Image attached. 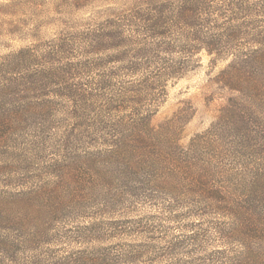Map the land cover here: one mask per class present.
<instances>
[{
    "label": "rangeland",
    "instance_id": "rangeland-1",
    "mask_svg": "<svg viewBox=\"0 0 264 264\" xmlns=\"http://www.w3.org/2000/svg\"><path fill=\"white\" fill-rule=\"evenodd\" d=\"M163 1L0 0V67L9 71L0 83L15 80L9 55L32 54L21 72L31 110L0 106V119L6 113L11 122H3L0 138V217L15 223L0 228V264H227L241 254L242 241L221 231H245V182L264 178V77L223 71L232 53L245 56L264 42V0H205L230 52L218 62L202 52L194 70L169 81L161 96L154 126L177 118L173 172H125V160L104 155L112 144L104 129L129 111L111 112L103 98L80 107L66 96L72 88L99 89L100 76L114 78L115 92L133 83L137 78L109 62L113 51L97 50L95 41L113 34L114 20L133 6L155 9ZM229 104L232 117L261 135L253 149L236 147L230 120L219 121ZM190 161L211 165L210 174H190ZM224 170L236 175L224 177ZM262 238L247 240L257 249Z\"/></svg>",
    "mask_w": 264,
    "mask_h": 264
},
{
    "label": "trees",
    "instance_id": "trees-1",
    "mask_svg": "<svg viewBox=\"0 0 264 264\" xmlns=\"http://www.w3.org/2000/svg\"><path fill=\"white\" fill-rule=\"evenodd\" d=\"M163 2L161 7L155 9H142V4L133 6L136 9L130 10L129 15L124 18L119 16L117 20H114V27L111 25L114 29L113 34L106 38L99 37L95 41L94 47L97 50L108 47L110 51H113L109 62L119 63L129 74H132V77L137 78L133 83L126 85L128 87H123L119 92H115L111 88L114 78L100 76L95 79L99 84L97 82L94 84V86H99V89L93 88L90 91L91 94L88 91L72 88L73 95H66L67 98L77 102L76 105L80 107L82 105L87 107L86 105L91 99L94 103L95 100L103 98L107 109L111 112L129 111V115L114 119L104 129L109 132L108 135L112 141V144L108 145L104 151V155L113 161L125 160V172L127 173H139L145 169H153V171L168 169L173 172L177 169L172 161V159L175 160L174 157L180 148L173 130L177 118L158 127L153 124V119L161 103V96L165 93L169 81L182 80L188 72L194 70L199 63L198 56L202 52H205L216 62L225 59V55L230 52L229 48L223 46L224 36L219 33L222 27L213 25L214 15L208 11L210 8L208 9L206 6L205 0H182L178 3L164 0ZM225 30H231V27ZM228 35L230 36V34ZM232 55L233 60L223 71L225 75H229L231 78V75L234 77L243 74L264 77V42L260 43V47L259 45L254 47L245 56L241 52L232 53ZM31 58L30 50L23 49L5 59L15 80L11 81L10 79L8 82L6 80L0 83L1 107L6 108L11 104H19V106L22 105L21 108L19 107L22 112L27 113L31 110L29 99L31 87L29 83L26 84L27 82L21 83L27 77H22L23 73L21 72L30 65ZM71 64L67 65L73 76L77 70L72 69ZM247 68L250 70L248 71ZM8 73L9 71L4 65L0 67L1 78ZM106 91H114L112 97L99 96L100 92ZM6 111L10 117L17 113L15 109L13 112ZM233 113L234 108L229 104L219 117V121L230 120L228 129L237 143L236 147L253 149L256 142L261 140V135L243 119L232 117ZM5 115L6 113L0 119V138L3 134H7V125H4L3 122H10ZM19 120H21V116L15 117L12 122H20ZM187 169L190 174L199 176L203 174L204 176L210 174L212 167L208 164L190 161ZM226 175L231 177L236 174L224 170L223 176ZM253 181L245 182L247 190L245 189L243 200L247 205L245 207L249 209L246 211L248 216L242 213L244 219L249 220V223L244 227L245 231L242 232V228L232 230V232L226 231V229L221 231V234L227 235V238L234 237L240 242L242 241L241 244L244 246L238 258L227 264H264V245L256 249L248 243L249 237L264 236V178L260 177ZM14 198L21 200L22 195H16ZM1 207L0 203V209ZM255 214H257L256 217L250 216ZM250 220L255 222L251 221L252 223H250ZM7 224L15 223L11 218L4 217L2 219L0 217V228Z\"/></svg>",
    "mask_w": 264,
    "mask_h": 264
}]
</instances>
